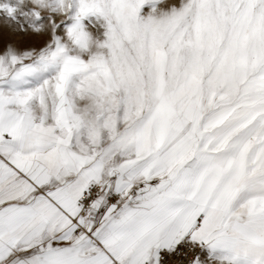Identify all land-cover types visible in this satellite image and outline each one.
Listing matches in <instances>:
<instances>
[{
    "label": "snow or ice",
    "instance_id": "obj_1",
    "mask_svg": "<svg viewBox=\"0 0 264 264\" xmlns=\"http://www.w3.org/2000/svg\"><path fill=\"white\" fill-rule=\"evenodd\" d=\"M0 264H264V0H0Z\"/></svg>",
    "mask_w": 264,
    "mask_h": 264
}]
</instances>
